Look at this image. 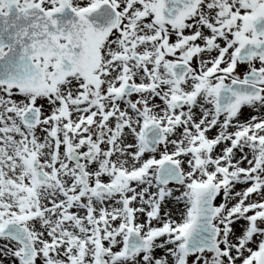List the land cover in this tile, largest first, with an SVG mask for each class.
<instances>
[{"label": "snow or ice", "instance_id": "snow-or-ice-1", "mask_svg": "<svg viewBox=\"0 0 264 264\" xmlns=\"http://www.w3.org/2000/svg\"><path fill=\"white\" fill-rule=\"evenodd\" d=\"M0 264H264V0H0Z\"/></svg>", "mask_w": 264, "mask_h": 264}]
</instances>
